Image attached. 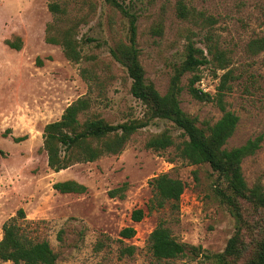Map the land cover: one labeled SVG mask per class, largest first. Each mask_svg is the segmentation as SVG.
<instances>
[{
	"label": "rangeland",
	"instance_id": "obj_1",
	"mask_svg": "<svg viewBox=\"0 0 264 264\" xmlns=\"http://www.w3.org/2000/svg\"><path fill=\"white\" fill-rule=\"evenodd\" d=\"M54 1L64 14L49 10ZM185 1L191 10L186 19L177 14V0H118L123 9L106 0H0V240L3 224L23 208L26 217L19 224L35 241L49 242L56 264H212L202 256L154 257L149 236L161 221L179 242L201 246L204 253L225 249L238 226L225 196L231 192L208 163L192 164L179 155L177 145L184 137L172 121L155 118L120 153L61 171L50 168L44 150L45 125L87 94L93 101L81 121L94 114L113 124L146 118L147 107L131 93L126 67L110 51L118 42L130 41L128 14H134L140 62L147 81L162 95L190 43L209 59L197 70L199 88L214 94L229 74L224 99L239 121L225 147L263 135L261 147L244 158L242 170L249 187L259 185L264 191V48L253 47L264 38V0ZM50 25L54 29L49 33ZM66 30L79 41L83 59L78 63L65 56L62 45L47 42L49 34ZM10 42H19L20 48ZM83 68L98 78L87 81L80 74ZM192 74L182 77L180 105L199 126L213 124L223 111L190 94ZM163 131L172 134L174 145L161 151L147 148L150 137ZM21 136L26 139L15 141ZM161 173L180 178L186 188L178 207L167 203L149 211L154 195L150 180ZM65 180L84 184L86 192L54 188ZM238 202L246 221L243 239L253 252L263 236L257 223L264 220V208ZM137 208L146 212L138 222L132 219ZM127 226L136 229L131 238L120 235ZM127 246H134V252L123 251ZM246 258L250 254L233 264H244Z\"/></svg>",
	"mask_w": 264,
	"mask_h": 264
},
{
	"label": "trees",
	"instance_id": "obj_2",
	"mask_svg": "<svg viewBox=\"0 0 264 264\" xmlns=\"http://www.w3.org/2000/svg\"><path fill=\"white\" fill-rule=\"evenodd\" d=\"M117 7L122 6L118 0H106ZM177 14L186 19L191 16L185 0H177ZM49 10L55 15L64 14L65 9L58 2H51ZM130 17V41L118 42L111 48L112 56L126 67L132 80L131 93L141 100L147 107L145 119H133L113 124L97 115H92L81 121L80 115L86 113L92 105L90 94L79 97L68 105L60 119L49 122L44 127V150L47 153L48 165L55 171H61L77 162H93L107 154L120 153L131 136L140 129L147 127L155 118L168 119L182 130L184 139L177 145L179 155L192 164L208 163L218 175L226 181L230 194H225L237 218L236 233L229 239L225 249L218 253H204L201 246L179 242L170 229L160 222L150 233L149 243L151 251L157 259H173L187 257L196 259L202 256L212 264H233L243 259L247 254L244 264H264V220L257 223L259 233H263L260 242L251 252L249 244L243 239L242 229L246 226L243 218L239 199L252 204L258 209L264 208V191L261 186L249 187L242 170V162L248 155L254 154L263 141V135L249 139L245 144L231 149L225 147L228 139L237 127L239 117L227 109L224 99L230 89L228 73L224 74L217 92L211 94L199 88L201 75L197 73L200 66L209 63V59L202 48L190 43L187 46L186 59L175 68L171 83L166 94L162 95L155 85L148 82L145 70L140 62V50L136 44V16ZM54 25L48 26L52 32ZM59 36L49 34L47 42L63 46L65 56L73 62L83 59L79 41L73 38L71 30L57 32ZM10 45L19 49V42H10ZM256 49L264 48V38L253 42ZM220 61L224 60L223 54L216 53ZM187 72H192L189 79L188 90L190 94L200 101H212L223 111L222 117L213 124L205 122V126L198 125L196 117L186 113L180 105L182 77ZM81 76L87 81L92 77L98 78L90 69L83 68ZM9 130L5 132L8 133ZM20 142L26 136L15 137ZM175 141L172 134L163 131L156 134L146 142V147L155 151L165 150ZM153 188V198L148 204V210L165 207L167 203L178 207V202L186 188L180 178L168 173H161L150 180ZM54 188L62 193H84L87 187L75 180L59 181ZM114 193V191L112 192ZM146 212L144 208H137L132 212L134 221H141ZM25 210L20 208L17 215L11 217L3 224V237L0 240V261H12L15 264H56L57 255L46 240L35 241L24 227L19 224L20 219H25ZM136 234L132 226L123 228L121 237L131 238ZM134 246H127L123 251L134 252Z\"/></svg>",
	"mask_w": 264,
	"mask_h": 264
}]
</instances>
